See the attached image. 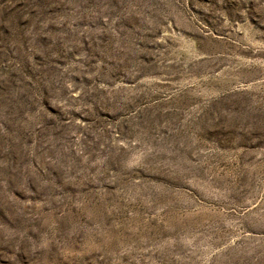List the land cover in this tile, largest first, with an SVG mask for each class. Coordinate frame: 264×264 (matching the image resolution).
Returning <instances> with one entry per match:
<instances>
[{
  "label": "rangeland",
  "instance_id": "374dc122",
  "mask_svg": "<svg viewBox=\"0 0 264 264\" xmlns=\"http://www.w3.org/2000/svg\"><path fill=\"white\" fill-rule=\"evenodd\" d=\"M0 264H264V0H0Z\"/></svg>",
  "mask_w": 264,
  "mask_h": 264
}]
</instances>
